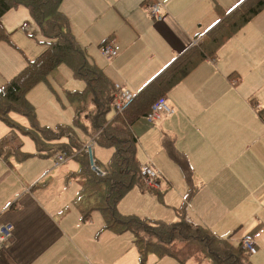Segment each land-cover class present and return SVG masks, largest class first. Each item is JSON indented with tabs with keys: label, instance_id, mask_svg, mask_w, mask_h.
Returning <instances> with one entry per match:
<instances>
[{
	"label": "crops",
	"instance_id": "0c3cea01",
	"mask_svg": "<svg viewBox=\"0 0 264 264\" xmlns=\"http://www.w3.org/2000/svg\"><path fill=\"white\" fill-rule=\"evenodd\" d=\"M242 1L62 0L59 8L81 46L114 41L121 51L116 61L128 55L132 42L142 43L147 60L133 74L136 90ZM154 3L161 4V21L148 14ZM164 96L173 113L162 118L161 134L174 138L197 185L186 207L188 219L218 236L231 235L233 242L249 235L264 252V124L256 110H264V7L220 46L214 59L200 62ZM8 152L0 158V224L10 223L14 230L0 248V264H98L99 258L106 264H140L129 231H99L98 211L82 221L72 203L75 194H65L57 205L62 193H52L38 171L19 173L24 159L12 155V160L10 154L5 159ZM245 224L250 228L245 232L255 229L244 233ZM222 227L224 234L214 231Z\"/></svg>",
	"mask_w": 264,
	"mask_h": 264
},
{
	"label": "trees",
	"instance_id": "16d2710c",
	"mask_svg": "<svg viewBox=\"0 0 264 264\" xmlns=\"http://www.w3.org/2000/svg\"><path fill=\"white\" fill-rule=\"evenodd\" d=\"M61 1L0 0V40L7 39L1 17L9 9L21 5L37 23L45 37L46 47L35 59L28 60L19 72L0 87V120L13 125L7 119L9 112H16L32 121L35 120L34 107L26 98V93L40 81H46L47 76L58 66L63 64L69 67L75 78L85 82L83 90L67 91L70 99L79 102V113L85 112L83 103L87 95L90 96L92 108L90 114L84 117L85 120H89L87 127L89 140L80 141L73 133L72 127L67 125H59L56 132L48 135L65 137L68 145L63 150L79 164L76 172L66 174L65 181L73 179L79 184L72 203L78 210L81 220H90L91 214L98 211L104 221L100 230L108 229L114 234L129 231L134 237L133 244L140 264L145 263L149 252L158 258L168 256L178 264H197L194 259L191 260L190 255H185L184 248L177 247L176 243L192 244L199 256L206 258L212 264H253L251 255L243 247L241 239L233 243L231 235L221 237L206 226H193L188 222L186 207L196 189L192 187V170L188 159L176 148L170 135L163 133V147L168 157L180 167L188 184L183 202L174 209L175 219L164 222L162 219L141 217L136 214L124 215L117 207L120 199L134 185L151 190L149 187H144L145 177L139 171L141 164L136 158L139 141L132 129L134 122L144 117L158 98L178 84L200 62L214 59L220 46L264 7V0H244L235 9L222 14L216 25L208 29L205 35L195 36L196 40L192 46L157 73L120 111L114 109L112 105L114 83L71 33L68 18L59 8ZM234 74L235 72H232L228 79ZM110 110H113L114 114L110 119H106ZM263 112V110L257 112L259 118ZM164 116L167 114H163L162 118ZM47 140L51 141V138ZM7 143L6 140L0 139V149L6 148ZM35 143L42 152L43 145L36 140ZM88 143H91L92 147L97 144L112 149L108 161L103 165V176H98L90 168V156L84 151ZM20 147L21 145H16V149L11 148L10 155L19 154L18 160H23L29 154L21 151ZM63 150L57 147L56 152ZM48 155L51 153L49 152ZM92 155L94 157L93 149ZM94 160L97 165V160L95 158Z\"/></svg>",
	"mask_w": 264,
	"mask_h": 264
},
{
	"label": "rangeland",
	"instance_id": "374dc122",
	"mask_svg": "<svg viewBox=\"0 0 264 264\" xmlns=\"http://www.w3.org/2000/svg\"><path fill=\"white\" fill-rule=\"evenodd\" d=\"M1 24L4 32L7 34V39L0 40V67L2 68L0 72V87L5 85L13 75L20 71L19 69L26 64L27 59H35L45 47L43 44L45 37L42 35L37 23L30 17L24 7L17 6L9 9L2 16ZM144 46L146 47V39ZM84 47L91 59L103 69L114 84H125L133 94L152 79L150 78V80H147L144 84L136 88V90H133L132 87L135 85V77L133 74L139 72L141 66L145 65L147 60L142 52V43L132 42L128 55L122 56L117 61L113 57H104L100 53L98 46L86 45ZM116 47L118 50L117 54L119 52L120 55L121 51L119 46L117 45ZM10 66L12 67L10 68ZM165 67L163 66L157 73ZM84 87L85 82L82 79L75 78L70 68L62 64L47 76L46 81H40L28 90L25 95L34 107L35 120L32 121L16 112H9L7 114V119L13 125L0 120V139L10 143H7L8 146L6 148L3 147L0 149L2 150L0 158L9 150L5 158L8 157L11 153V148L16 147V145H21L20 150L29 154V156L23 158L24 160L20 165H17L19 167L18 172L22 175H32L38 171L40 177H44L43 181L51 184L50 190L52 193H62L57 205L66 200L65 194H72L73 197L75 192L78 191L79 184L70 179L67 182H72V185H69L65 182V176L67 171L69 173L76 172L79 169V164L75 159H71L72 156L67 155V159L60 164V167H54V155L60 152L65 153L63 149L68 143L65 137H51L48 134L56 132L59 125H67L72 127L73 133L80 141L85 142L89 140V131L87 129L89 120H85L84 117L86 118L87 114H90L89 111L92 108L90 96L87 95L84 100V113H79V102L67 96L68 90L81 91ZM115 94L114 91L113 100L114 98L119 99V95ZM161 97H164V95ZM256 110L260 111L257 108ZM113 114L114 111L110 110L106 115V119H110ZM261 115H264V112ZM165 119L151 122L144 116L140 117L132 125V129L139 141L136 158L140 164L150 166L156 172L157 177L151 176L150 181L143 182L144 187H149L151 190L134 185L120 199L118 207L123 211L121 212L119 210L122 214L134 213L141 217L162 219L164 222H170L175 219L174 206L181 203V194L187 193L188 191V184L184 175L168 157L162 146L161 130H165L162 127V121ZM33 138L44 146L41 148L46 156H43V152L38 150ZM48 138H51V141L47 140ZM2 143L4 144V142ZM78 143L81 144L80 142ZM57 147L63 151L56 152ZM49 152L51 155L54 154L52 156L48 155ZM111 152V148L101 147L97 144L94 145V158L98 162L99 169H103V165L108 161ZM18 155L15 157L18 158ZM10 159L14 160L15 158L11 155ZM191 162L194 163L196 161L191 159ZM189 165L193 171L191 163ZM197 167L201 170L203 165L201 164ZM90 168L98 176H103L97 173V171H94L91 164ZM192 187L196 189L197 185H193ZM165 188L166 191L164 192ZM60 213L63 214L64 209L60 210ZM188 222L193 226L198 225L189 219ZM103 223L104 221L102 220L98 228L99 231H101L100 228L103 227ZM249 229L245 224L242 231L244 233H251L254 230L253 228L251 232H245ZM214 231L219 234H224L225 227L220 228V231ZM94 239L96 238L94 237ZM176 246L183 247L185 255H190V258L192 257L191 260L194 259L197 264H212L206 258H201L192 244L176 243ZM263 253L258 248L256 249V252L251 255L253 264H264ZM96 261L98 264H106V261L101 258ZM144 264H177V262L170 261L166 257L163 259L158 258L149 252L147 253Z\"/></svg>",
	"mask_w": 264,
	"mask_h": 264
},
{
	"label": "built area",
	"instance_id": "2783aa9c",
	"mask_svg": "<svg viewBox=\"0 0 264 264\" xmlns=\"http://www.w3.org/2000/svg\"><path fill=\"white\" fill-rule=\"evenodd\" d=\"M161 4L154 3L151 4L148 8L150 16L157 21L162 20L161 14ZM100 53L104 57H114L117 54V48L112 42H106L100 46ZM115 95H119V99L114 98L112 105L114 109L122 110L127 104L132 101V94L124 87H120L118 85L115 86ZM173 111L167 105L166 100L164 97L158 98L150 107V110L146 113V118L151 121L155 122L162 118L163 114H171ZM262 122H264V115L260 116ZM92 145L88 143L84 147V151L89 154L90 156V164L93 167L94 171L103 175V172L96 166L93 155H92ZM53 163L55 166L62 164L66 159L67 155L63 152L57 153L54 155ZM140 174L145 177L144 181H150L151 176H156V172L152 170L150 166L147 164H142L139 167ZM13 232V225L10 223H3L0 224V248L4 246V244L9 241L12 237ZM243 247L248 251L249 254H254L256 252V247L254 244L253 239L250 236H244L241 240Z\"/></svg>",
	"mask_w": 264,
	"mask_h": 264
},
{
	"label": "clouds",
	"instance_id": "9594fccd",
	"mask_svg": "<svg viewBox=\"0 0 264 264\" xmlns=\"http://www.w3.org/2000/svg\"><path fill=\"white\" fill-rule=\"evenodd\" d=\"M149 8V7H148Z\"/></svg>",
	"mask_w": 264,
	"mask_h": 264
}]
</instances>
